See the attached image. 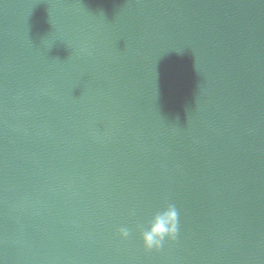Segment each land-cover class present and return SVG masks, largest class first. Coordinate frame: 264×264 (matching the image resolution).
Listing matches in <instances>:
<instances>
[{"label": "water", "instance_id": "1", "mask_svg": "<svg viewBox=\"0 0 264 264\" xmlns=\"http://www.w3.org/2000/svg\"><path fill=\"white\" fill-rule=\"evenodd\" d=\"M0 264H264V0H0Z\"/></svg>", "mask_w": 264, "mask_h": 264}, {"label": "clouds", "instance_id": "2", "mask_svg": "<svg viewBox=\"0 0 264 264\" xmlns=\"http://www.w3.org/2000/svg\"><path fill=\"white\" fill-rule=\"evenodd\" d=\"M178 213L174 205L169 204L166 209L157 211L145 226H141V239L146 251L153 249L159 251L165 238L175 240L178 231ZM121 238L129 236V229L121 227L119 229Z\"/></svg>", "mask_w": 264, "mask_h": 264}]
</instances>
